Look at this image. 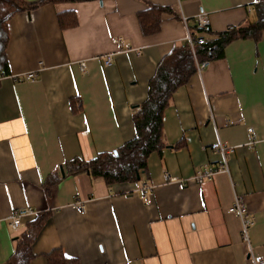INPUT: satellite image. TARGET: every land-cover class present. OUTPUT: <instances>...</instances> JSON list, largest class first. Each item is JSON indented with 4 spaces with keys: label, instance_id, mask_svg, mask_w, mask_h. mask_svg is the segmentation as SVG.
<instances>
[{
    "label": "crops",
    "instance_id": "obj_1",
    "mask_svg": "<svg viewBox=\"0 0 264 264\" xmlns=\"http://www.w3.org/2000/svg\"><path fill=\"white\" fill-rule=\"evenodd\" d=\"M258 1L61 0L10 19L9 74L0 79V264L40 214L47 220L31 264H49L55 249L80 264H254L251 248L264 257V33L229 43L173 94L164 115L167 146L150 155L139 181L108 184L66 169L136 136L133 117L149 81L185 43L196 15L209 13L211 39L255 21ZM151 5L164 10L160 29L145 34L139 13ZM60 16L77 23L63 27ZM26 73L35 79L24 81ZM218 138L234 148L229 171L199 184L196 171L221 161L210 148ZM235 195L255 219L249 244L230 211ZM19 208L37 214L13 230Z\"/></svg>",
    "mask_w": 264,
    "mask_h": 264
},
{
    "label": "trees",
    "instance_id": "obj_2",
    "mask_svg": "<svg viewBox=\"0 0 264 264\" xmlns=\"http://www.w3.org/2000/svg\"><path fill=\"white\" fill-rule=\"evenodd\" d=\"M61 0H43L29 3L26 0H0V79L9 74L7 46L9 43L10 19L18 12L31 11L39 5ZM256 19L243 22L225 31L216 33L211 39L205 34H212L207 27L193 26L197 36L204 37L205 43L198 44L195 52L186 44L175 45L173 50L159 62L154 76L149 81L148 97L134 114L133 121L136 136L113 152L99 153L89 161L76 158L66 163L68 174L87 172L94 177L103 178L108 184L139 181L140 175L148 170V159L154 152L162 153L167 146L164 138V115L173 94L186 85L197 73V60H213L220 57L225 47L237 39L258 41L264 33V0L255 5ZM163 7L151 5L139 13L142 29L145 34H153L160 29V17ZM166 10V8H165ZM148 15H150L148 17ZM76 17L65 24L60 16L61 25H75ZM47 220V215L40 214L29 224L27 230L16 239L15 251L7 264H31L34 253L32 245L40 229ZM49 264H80L77 259L68 258L61 249L48 253Z\"/></svg>",
    "mask_w": 264,
    "mask_h": 264
},
{
    "label": "built area",
    "instance_id": "obj_3",
    "mask_svg": "<svg viewBox=\"0 0 264 264\" xmlns=\"http://www.w3.org/2000/svg\"><path fill=\"white\" fill-rule=\"evenodd\" d=\"M181 0H179L180 2ZM184 21H187V17H183ZM195 23L199 27H209L211 24V19L209 13L205 11H201L198 15L195 17ZM233 28V27H230ZM204 37L197 36L191 29H187V35L185 38V43L192 49L193 52H195V47L198 44H204L205 43ZM118 42L121 43V40L118 39ZM112 63V57L111 55H107L106 57V64L110 65ZM210 61L205 60L199 62L197 60V71L200 73L202 72L208 65ZM82 67L85 68L86 64L84 62L81 63ZM36 77L35 73H26L23 75V80L30 82L33 81ZM251 133L253 134V143L255 141V134L253 128L249 129ZM210 148L221 155V161L216 165L215 167L208 168V169H199L196 171L195 175L193 176V180L199 184H202L208 180H212L215 173L219 171H229V155L233 152V147L228 145L227 143L223 142L220 138H218L216 141L211 143ZM169 180L171 181H177L178 179L173 176L168 175ZM147 189L144 190V193L146 194ZM75 207L81 209L83 205L81 203H77ZM230 211L238 217V219L241 222V236L243 241L249 244L250 242V228L254 224L255 219L253 218L249 206L247 202L245 201L244 197L235 195L234 202L232 207L230 208ZM37 212H35L31 208H19L16 209L12 216L10 217V226L13 230H19L24 226L23 218L25 216L30 215H36ZM251 259L253 260L254 264H264V257L260 254L254 253L253 249L251 248L250 251Z\"/></svg>",
    "mask_w": 264,
    "mask_h": 264
},
{
    "label": "water",
    "instance_id": "obj_4",
    "mask_svg": "<svg viewBox=\"0 0 264 264\" xmlns=\"http://www.w3.org/2000/svg\"><path fill=\"white\" fill-rule=\"evenodd\" d=\"M115 152H116V151H115ZM61 172H62V174L64 175V170H63V169L61 170Z\"/></svg>",
    "mask_w": 264,
    "mask_h": 264
}]
</instances>
